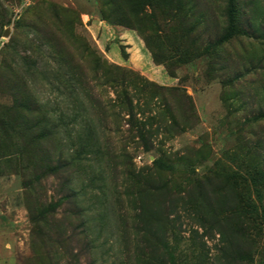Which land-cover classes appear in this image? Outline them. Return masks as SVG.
I'll list each match as a JSON object with an SVG mask.
<instances>
[{"label": "rangeland", "instance_id": "rangeland-1", "mask_svg": "<svg viewBox=\"0 0 264 264\" xmlns=\"http://www.w3.org/2000/svg\"><path fill=\"white\" fill-rule=\"evenodd\" d=\"M0 264H264V0H0Z\"/></svg>", "mask_w": 264, "mask_h": 264}, {"label": "trees", "instance_id": "trees-1", "mask_svg": "<svg viewBox=\"0 0 264 264\" xmlns=\"http://www.w3.org/2000/svg\"><path fill=\"white\" fill-rule=\"evenodd\" d=\"M152 58H153L154 61H156L157 58H158V55H156L155 53H152Z\"/></svg>", "mask_w": 264, "mask_h": 264}, {"label": "water", "instance_id": "water-1", "mask_svg": "<svg viewBox=\"0 0 264 264\" xmlns=\"http://www.w3.org/2000/svg\"><path fill=\"white\" fill-rule=\"evenodd\" d=\"M6 36H7V33L4 34V37H6Z\"/></svg>", "mask_w": 264, "mask_h": 264}]
</instances>
